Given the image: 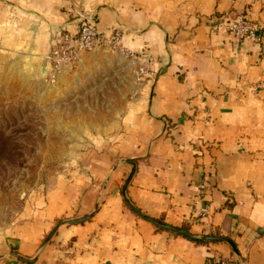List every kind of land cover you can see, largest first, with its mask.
<instances>
[{"label": "crops", "instance_id": "0c3cea01", "mask_svg": "<svg viewBox=\"0 0 264 264\" xmlns=\"http://www.w3.org/2000/svg\"><path fill=\"white\" fill-rule=\"evenodd\" d=\"M78 12L99 31L120 26L123 47L149 69L114 148L140 158L126 197L191 237L137 217L112 177L96 214L59 227L33 264H264V87L252 90L264 84V36L257 43L211 28L215 18L239 13L264 25V0H0V27L22 33L18 46L43 60V73L50 33L75 30ZM97 176L92 186L80 184L89 186L81 204L77 193H65L67 218L94 205ZM61 210L40 200L23 212L0 231V254L32 257ZM0 264L26 263L5 257Z\"/></svg>", "mask_w": 264, "mask_h": 264}, {"label": "rangeland", "instance_id": "374dc122", "mask_svg": "<svg viewBox=\"0 0 264 264\" xmlns=\"http://www.w3.org/2000/svg\"><path fill=\"white\" fill-rule=\"evenodd\" d=\"M12 34L0 27V231L37 209L40 200L61 203L52 227L75 218L65 216V193H77L80 203L89 188L80 184L92 186L95 174L98 196L87 213L96 203L100 208L112 177L122 188L131 169L126 159L133 158L122 157L115 143L124 133L122 117L147 80H140L129 59L103 49L43 75L38 69L43 60L18 46L22 33ZM139 159H133L135 165ZM123 204L141 218L124 198ZM73 208L77 214L79 205Z\"/></svg>", "mask_w": 264, "mask_h": 264}, {"label": "built area", "instance_id": "2783aa9c", "mask_svg": "<svg viewBox=\"0 0 264 264\" xmlns=\"http://www.w3.org/2000/svg\"><path fill=\"white\" fill-rule=\"evenodd\" d=\"M213 30L226 29L231 31L235 39H247L259 43L264 36V25L254 21L245 13L224 15L215 18L211 23ZM122 31L120 26H116L108 31H99L96 27L95 19L83 12L77 13L76 28L69 30L60 27L51 34L49 50L46 56V75L52 76L63 68L72 65L77 61L82 53L92 49H103L110 53H116L129 59L137 67L140 76L149 72L147 66L138 63V55L123 47L121 43ZM264 87L260 81L253 85L252 90ZM204 185L201 184V187ZM207 212L205 207H201L199 214ZM204 264H245L243 260L229 263L223 259L207 260Z\"/></svg>", "mask_w": 264, "mask_h": 264}, {"label": "water", "instance_id": "95a60500", "mask_svg": "<svg viewBox=\"0 0 264 264\" xmlns=\"http://www.w3.org/2000/svg\"><path fill=\"white\" fill-rule=\"evenodd\" d=\"M45 69V67H44ZM126 161L128 163L131 164V169L122 185L121 188V193L123 195L124 201L125 203L128 205V207L134 211L138 216H140L141 218H143L144 220L152 223L153 225H156L157 227H160L162 229L171 231L173 233H177V234H181V235H185L187 237H191V234L188 233L187 231L176 227V226H171L169 224H166L162 221H159L157 219H154L146 214H144L143 212H141L138 208H136L131 201L126 197V189L133 177V174L135 172V162L133 159H126ZM99 208L98 203H96V205L94 206L93 210L89 213H86L82 216L79 217H75V218H71V219H66V220H62L57 222L52 229L49 231V233L45 236V238L42 240V242L40 243V245L38 246V248L36 249L34 255L32 257H25L19 253L16 252H9L7 254H0V259L1 258H5V257H14L16 260L20 261V262H24L26 264H33L35 263V261L38 259L41 251L43 250V248L51 241L52 237L55 235V233L57 232V230L59 229V227L63 226V225H67V224H75V223H80V222H84L87 219L91 218L92 216H94L97 212ZM203 239L206 240H215V241H227L230 244H232V242L230 241V239L226 238V237H215V236H204Z\"/></svg>", "mask_w": 264, "mask_h": 264}, {"label": "bare ground", "instance_id": "6f19581e", "mask_svg": "<svg viewBox=\"0 0 264 264\" xmlns=\"http://www.w3.org/2000/svg\"><path fill=\"white\" fill-rule=\"evenodd\" d=\"M42 71H43L44 74H46V69H44V67H43Z\"/></svg>", "mask_w": 264, "mask_h": 264}]
</instances>
